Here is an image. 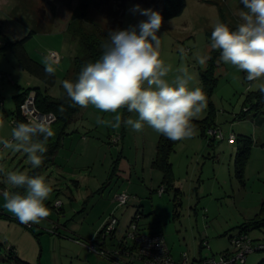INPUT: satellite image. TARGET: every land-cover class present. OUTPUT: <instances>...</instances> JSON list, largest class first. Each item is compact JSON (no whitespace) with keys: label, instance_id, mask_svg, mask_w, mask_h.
Segmentation results:
<instances>
[{"label":"rangeland","instance_id":"obj_1","mask_svg":"<svg viewBox=\"0 0 264 264\" xmlns=\"http://www.w3.org/2000/svg\"><path fill=\"white\" fill-rule=\"evenodd\" d=\"M95 1L0 0V95L3 98L0 146L13 138L11 122L18 108L15 97L30 89H39L53 99L62 97V81L68 80L72 61L79 52L78 43L70 33L79 26H99L104 30L112 26V19L104 16ZM161 1L130 0L122 10L121 24L114 31L135 28L139 33L138 25L148 17L133 10L138 5L142 10L159 12ZM83 3L88 9L82 20ZM241 11H248L241 0H187L181 17L163 20L156 35L160 59L170 66L165 79L173 83L182 74L179 70L187 69L192 77L189 88L202 89L201 74L208 70L210 52L207 34L212 33L217 22L222 23V17L230 27L238 28L243 23ZM27 37L30 38L22 51L33 63L44 68L51 65L53 82L46 83L29 73L15 53L16 48L10 46ZM22 51L20 54H24ZM51 54L58 57V62L50 59ZM199 57H205V62L200 63ZM44 77L51 79L48 75ZM209 77L215 80L210 97L212 107L207 104L193 120L202 121L212 112L215 128L223 136L213 140L198 132L192 138L183 139L170 156L172 180L164 186L161 198L151 194L152 184L156 189L164 181L163 173L152 168L160 134L147 124L140 132L126 126L124 120L138 119L137 113H129L126 108L116 113L122 121L114 129L108 123H97V119L114 122L115 114L102 112L90 104L70 126L68 132L74 134L63 141L53 161L45 162L43 167H33L23 150L7 147L1 152L0 264H118L102 255L105 252L110 257L113 245L118 243L107 240L104 244L98 233L112 215V198L121 182L111 171H116L118 160H123L121 156L137 173L132 183H140L143 178L146 197L140 196L129 204L126 208L129 214L124 213L125 208L116 213L120 222L115 233L117 239L125 236V223L141 204L138 210H144L145 216L139 225L148 222L151 227L145 232L162 234L175 258L186 254L190 262L195 258L218 259L229 250L228 234H236L238 226L254 219L264 202V110L245 113L246 107L252 104L249 97L260 91L264 79L249 82L246 73L223 61L214 76ZM109 134L114 137L112 141ZM231 135L236 137L233 144L229 143ZM83 136L92 140L88 153L83 144L78 148ZM243 137L251 138L253 145L260 147L251 152L241 179L235 158ZM11 171L45 178L52 188L44 201L50 211L47 218L39 223L23 224L4 207V191L26 194V187L18 191L19 187L6 183L5 173ZM95 188L99 190L93 193ZM109 194L112 198L108 199ZM57 203L61 204L60 209L55 207ZM28 225L31 229L26 228ZM248 234L254 244H264V227ZM92 245L98 251H92ZM245 264H264V252L250 254Z\"/></svg>","mask_w":264,"mask_h":264},{"label":"clouds","instance_id":"obj_2","mask_svg":"<svg viewBox=\"0 0 264 264\" xmlns=\"http://www.w3.org/2000/svg\"><path fill=\"white\" fill-rule=\"evenodd\" d=\"M244 8L243 21L236 30L217 22L211 33L210 47L220 50V60L246 73V80L254 82L264 79V0H241ZM133 11L148 17L135 28L111 31L108 43L100 60L87 63L80 71L76 82L62 81L67 96L80 107L90 104L96 109L115 114L114 122L97 119V123H108L112 128L121 126L118 111L126 108L138 114V119H126L123 123L140 132L144 124L172 141L192 138L196 128L192 120L206 108V97L201 88H189L192 77L187 69H180L173 83L165 77L170 71L160 59L159 37L163 18L152 9L142 10L137 5ZM204 63L205 57H199ZM45 71L54 74V68L46 65ZM259 90L264 92V84ZM52 131L42 123L21 122L13 129V142H4L5 147L23 150L33 167H39L46 152L47 140ZM42 136L43 139H39ZM3 171V169H0ZM6 183L13 187H26V194L2 195L4 207L23 224L39 223L50 215L44 201L52 188L42 176H29L23 172L5 173Z\"/></svg>","mask_w":264,"mask_h":264},{"label":"trees","instance_id":"obj_3","mask_svg":"<svg viewBox=\"0 0 264 264\" xmlns=\"http://www.w3.org/2000/svg\"><path fill=\"white\" fill-rule=\"evenodd\" d=\"M129 2L130 0H97L95 1V5L100 10H102V12L104 13V16L112 19V26H110L108 30H104L99 26H89V27L79 26L77 27L78 30L75 29L76 33L72 30L73 33H70V34L72 35L73 40H76L79 46L78 55L74 57L72 61V67H71V71L73 73V80H72L73 82H76L81 69L87 63H95L96 61L101 59L103 51H104L102 45L109 42L107 39L109 36V33L111 31H114V29H116L115 27L121 24L120 17L122 16V13H123L122 10L124 6L128 4ZM120 4H122V6H119ZM81 6H82L81 8L82 15L80 16V19L83 20L87 12L88 5L86 3H83ZM160 6L161 7H160L159 13L161 14L163 20H171L174 18L181 17L183 15V13L185 12L187 8V0H162ZM222 23L226 24L233 31L237 29V28L230 27L229 24L226 22V20L223 19V17H222ZM29 38L30 37H27L26 39L20 41L19 43L11 44L10 46L13 47L14 49L16 48L15 53L18 55L20 61L22 62L21 63L22 66L26 70H28L29 73L37 77L43 78L46 83H49L51 81L53 82L52 74L47 73L44 67L36 63H33L27 57L26 53L22 51V48L25 45L26 40H28ZM207 38H208V43L210 45L211 44V33L207 34ZM20 51H22V53L24 54H20ZM220 55H221L220 50H214L210 47V52H209L208 61H207L208 70L205 73L201 74V78H202L201 87L206 97V103L208 104L209 107H212V102L210 100V97L215 87V80L210 78L209 76L210 75L214 76L215 71L220 67V63H221ZM44 75L50 76L51 79L47 80L44 77ZM31 92L36 93V107L38 108V110L42 114H52L56 118V123L50 129L53 135L47 140L46 152L43 154L42 164L40 165L41 167H43L45 165L44 164L45 162L47 164L48 161H51V162L53 161L58 151L62 148L63 141L68 136H71L72 134H74V132L73 133L68 132L69 128L76 121L77 115H79V113L85 108L80 107L79 105L75 104L67 96L66 92L60 99H53L47 93L43 94L39 89H34V90L30 89V90L24 91L22 94L15 97V99L18 102V108L16 112L13 114V116L14 118L18 119V123L23 122V120L20 119L19 107L24 101V99ZM249 99L252 102V104H251V107L249 108L246 107L245 113L249 111L250 112L255 111L256 113H259L262 110H264V92L259 91L258 93H255L251 97H249ZM213 119L214 117L211 112V114L202 121L192 120V124L195 126L197 130L196 133L200 132L205 138L210 137L207 135V132L211 129H216L215 128L216 125ZM39 139H43V137L40 136ZM181 141L182 140L180 141L169 140L162 134H160L159 136L157 147H156V157L154 159V162L152 163V168L157 171H161L163 173L164 175V181L162 182L163 187L166 185H169L170 181L172 180L173 170H172V164L170 163V156L174 152L175 147ZM239 144L241 145V147L238 149V152L236 154V158H235L236 166L235 167L237 169L238 175H240L239 178L242 179L244 177L243 174L245 172L247 162L249 161V158H250L251 150L253 147V142L251 138L243 137L239 141ZM38 175L39 174H35V175L32 174L31 176L35 177ZM22 188L23 187H19L18 191H20ZM116 210H118L117 207H116ZM136 215H140L142 219L143 215L139 211H137L131 217V219ZM262 227H264V202L261 206L259 214L254 219H252L250 222L244 223L240 225L239 227H237L239 229V232L236 235L246 234L247 236H249L248 233L250 231L260 230L262 229ZM101 233H102V230L98 233V237L101 235ZM230 238H229V241H230Z\"/></svg>","mask_w":264,"mask_h":264},{"label":"built area","instance_id":"obj_4","mask_svg":"<svg viewBox=\"0 0 264 264\" xmlns=\"http://www.w3.org/2000/svg\"><path fill=\"white\" fill-rule=\"evenodd\" d=\"M50 59L58 62V57L55 54L50 55ZM0 80L2 75L0 74ZM2 99L0 97V105ZM20 119L24 123H42L49 129L56 123V118L52 114H42L36 107V93L31 92L22 102L19 107ZM12 126L15 128L18 123L17 118L12 119ZM207 135L214 139H221L222 132L218 129H211ZM236 140L234 135H231L229 143L233 144ZM7 142L12 143L13 138ZM7 147L2 143L0 146V154ZM165 193V188L162 186L158 190V195L161 197ZM132 197L126 193L119 194L114 201L118 209L124 208L130 203ZM56 208L60 209L61 204L57 203ZM141 220L140 215L134 216L128 224L124 237L115 241V233L117 231L119 220L114 214L110 215L105 223L102 233L99 236L105 244L107 240L117 242L118 245L109 253L102 252L108 260L114 259L118 264H245L247 257L255 252H264V244H254L253 241L246 234H238L230 238V248L224 253L220 254L219 258L214 257L201 259L199 261L190 262L188 255L184 254L178 260H175L168 249L164 237L160 233L145 232L139 226ZM27 229H31L28 225ZM92 251H98L94 245L91 246ZM103 255V256H104Z\"/></svg>","mask_w":264,"mask_h":264},{"label":"crops","instance_id":"obj_5","mask_svg":"<svg viewBox=\"0 0 264 264\" xmlns=\"http://www.w3.org/2000/svg\"><path fill=\"white\" fill-rule=\"evenodd\" d=\"M55 22H57V21H55ZM65 28V27H64ZM68 76H67V79L69 80V81H72L73 80V73H72V71L70 70L69 72H68V74H67ZM65 90H63V92H62V96L65 94ZM0 97H1V95H0ZM1 99L3 100V98L1 97ZM0 106H3V103L0 105ZM218 129V128H217ZM88 137V136H87ZM68 138V137H67ZM109 139H110V141H112V139H114V137L113 136H110V134H109ZM213 140H215L214 138H213ZM91 142H92V140H88L85 136H83L82 137V141L81 142H79V145H78V148H82V144H83V148H86V150H84V151H86V153H88V151H89V147H90V145H91ZM64 143H65V140H64ZM2 145V144H1ZM241 147V145L239 144V148ZM260 146H254L253 145V147H252V150H251V152L255 149V148H259ZM264 150V149H263ZM238 151V150H237ZM59 156V155H58ZM250 157H251V154H250ZM120 158H122L123 160H118V162H117V164L115 165L116 167H117V169H116V171L113 173V170L111 171L112 172V174H113V176L114 175H117V179H120L119 180V185H117V187H115V189H117V191H115V197L117 196V195H119V194H123V193H126L127 195H129V196H131L132 197V199H131V201H130V203L129 204H131L132 202H135V200H137V199H139L140 198V196H145L146 194H145V190H146V187L144 186V180H143V178H142V182H140V183H137V181H134L133 183H132V181L131 180H133L134 178H136V176H137V173H135V172H133L132 170H133V166L131 165V164H129V162H127V160L125 161V158L123 157V156H121ZM153 159H154V157H153ZM249 160H250V158H249ZM145 161V160H144ZM249 162V161H248ZM121 163V165H119ZM144 164V163H143ZM247 165H248V163H247ZM246 165V167H248ZM75 166L77 167L78 166V164H77V162H75ZM118 167H119V170H118ZM245 170H247V168L245 169ZM157 171V170H156ZM87 180H92L91 178H89V179H87ZM91 182H93V181H91ZM80 183V181L77 183V184H79ZM153 187H154V184H152V192H151V194H157L158 195V190L162 187V186H160V185H158L157 186V188L156 189H153ZM166 188V187H165ZM95 191L93 192V193H95V192H97L99 189H97V188H95L94 189ZM110 195V194H109ZM108 195V199L111 197V195L109 196ZM114 195H113V198H112V201H113V204H112V206H111V208H110V210H112V213L111 214H115L116 215V213L119 211V210H121V209H118V210H116V204H115V201H114V199H115V197H114ZM159 196V195H158ZM163 196V195H162ZM161 196V197H162ZM138 197V198H137ZM146 197V196H145ZM160 197V196H159ZM160 197V198H161ZM135 205L136 204H134V207H135ZM139 205H141V204H138V206H136L137 208H135V210L131 213V215L133 216L137 211H139L138 209H139ZM128 207V206H127ZM127 207H125V209H124V213L127 215V214H129L130 212H129V210L127 209L126 210V208ZM109 210V211H110ZM126 210V211H125ZM140 213H142V215L143 216H145L144 215V210L141 212V211H139ZM124 215V214H123ZM258 214H256L255 215V217L257 216ZM132 216H130V218L128 219V221H127V223H125V227H124V229H127V226H128V224H129V221H130V219H131V217ZM142 216V217H143ZM254 217V218H255ZM140 222V221H139ZM244 224V223H243ZM151 224H148V222H144V224H142L141 226H140V228L142 227V229L143 230H146V229H149V226H150ZM242 225V224H241ZM100 224H99V227H98V229L100 228ZM120 227V226H119ZM151 227V226H150ZM239 227V226H238ZM238 229V228H237ZM117 230H118V228H117ZM238 232H239V230H238ZM237 232V233H238ZM236 233V234H237ZM236 234H228V237L230 238V237H232V236H234V235H236ZM119 239H117L116 238V234H115V241H118ZM114 242V241H113ZM166 243V242H165ZM167 245V244H166ZM114 246V245H113ZM167 247H168V245H167ZM168 249H169V247H168ZM228 250H226V251H224L223 253H225V252H227ZM170 253H171V251H170ZM171 256L175 259V260H178L179 259V256H178V258H175L174 256H173V254L171 253ZM201 259H203V258H198V259H193V261H199V260H201Z\"/></svg>","mask_w":264,"mask_h":264}]
</instances>
